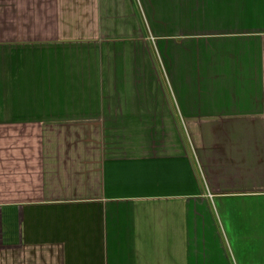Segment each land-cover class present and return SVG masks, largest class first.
Returning a JSON list of instances; mask_svg holds the SVG:
<instances>
[{"label":"crops","instance_id":"1","mask_svg":"<svg viewBox=\"0 0 264 264\" xmlns=\"http://www.w3.org/2000/svg\"><path fill=\"white\" fill-rule=\"evenodd\" d=\"M0 264H264V0H0Z\"/></svg>","mask_w":264,"mask_h":264}]
</instances>
